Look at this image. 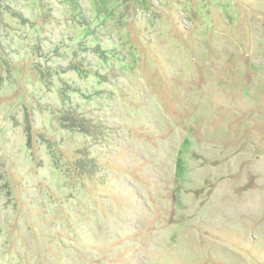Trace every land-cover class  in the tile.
Segmentation results:
<instances>
[{"label":"rangeland","instance_id":"374dc122","mask_svg":"<svg viewBox=\"0 0 264 264\" xmlns=\"http://www.w3.org/2000/svg\"><path fill=\"white\" fill-rule=\"evenodd\" d=\"M0 264H264V0H0Z\"/></svg>","mask_w":264,"mask_h":264},{"label":"trees","instance_id":"16d2710c","mask_svg":"<svg viewBox=\"0 0 264 264\" xmlns=\"http://www.w3.org/2000/svg\"><path fill=\"white\" fill-rule=\"evenodd\" d=\"M68 114V113H67ZM68 117H70L71 116V114H69V115H67ZM74 120V119H73ZM74 121H76V122H80V121H78V119H75ZM85 121V120H84ZM75 124V123H74ZM82 128H79L81 131H82V133H86V135H88V136H90V133L88 132V130H86V125L85 124H83V123H80L79 124Z\"/></svg>","mask_w":264,"mask_h":264}]
</instances>
